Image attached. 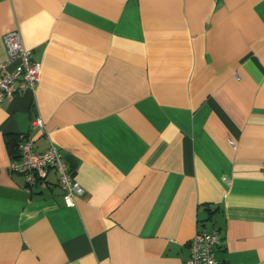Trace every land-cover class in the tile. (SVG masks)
Masks as SVG:
<instances>
[{"label": "crops", "instance_id": "obj_1", "mask_svg": "<svg viewBox=\"0 0 264 264\" xmlns=\"http://www.w3.org/2000/svg\"><path fill=\"white\" fill-rule=\"evenodd\" d=\"M40 64L0 106V264H264V0H0ZM40 117L43 131L31 128ZM53 144L84 190L8 166Z\"/></svg>", "mask_w": 264, "mask_h": 264}, {"label": "built area", "instance_id": "obj_2", "mask_svg": "<svg viewBox=\"0 0 264 264\" xmlns=\"http://www.w3.org/2000/svg\"><path fill=\"white\" fill-rule=\"evenodd\" d=\"M2 41L6 58L0 62V106L15 93H33L41 73L40 64L32 61L18 32L6 33ZM31 128L43 131L44 122L36 117L31 121ZM8 170L23 175L30 188L43 183L48 172H54L63 202L69 208L75 207L76 200L84 194L63 154L53 144L44 152H36L34 142L26 136H20ZM220 243L221 236L216 230L196 232L189 241L190 254L184 264H221L215 256V249Z\"/></svg>", "mask_w": 264, "mask_h": 264}, {"label": "trees", "instance_id": "obj_3", "mask_svg": "<svg viewBox=\"0 0 264 264\" xmlns=\"http://www.w3.org/2000/svg\"><path fill=\"white\" fill-rule=\"evenodd\" d=\"M15 151H16V147H15V150H14V152H12V158H14V156H15ZM70 170H71V172L73 173V170L70 168Z\"/></svg>", "mask_w": 264, "mask_h": 264}]
</instances>
